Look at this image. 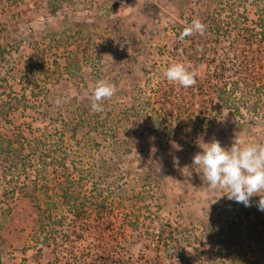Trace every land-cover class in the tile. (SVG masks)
Listing matches in <instances>:
<instances>
[{
	"label": "rangeland",
	"instance_id": "obj_1",
	"mask_svg": "<svg viewBox=\"0 0 264 264\" xmlns=\"http://www.w3.org/2000/svg\"><path fill=\"white\" fill-rule=\"evenodd\" d=\"M196 18L205 32L180 40ZM262 24L264 0H0V145L27 147L0 153V264H264L260 197H220L192 166L200 141L264 142V86L221 102L243 76L264 82ZM177 60L195 86L163 76ZM100 79L116 92L93 112ZM67 175L82 226L35 246L25 193Z\"/></svg>",
	"mask_w": 264,
	"mask_h": 264
},
{
	"label": "clouds",
	"instance_id": "obj_2",
	"mask_svg": "<svg viewBox=\"0 0 264 264\" xmlns=\"http://www.w3.org/2000/svg\"><path fill=\"white\" fill-rule=\"evenodd\" d=\"M205 30L206 25L201 20L193 19L179 39L203 34ZM163 76L169 83L186 89L196 85L198 72L190 62L177 60L165 68ZM115 92V86L109 81H96L90 94L91 110L102 112L103 102L110 100ZM199 147L202 151L194 154L192 166L199 169L210 190L245 207L251 206L252 197L259 196L257 206L264 211V142L246 143L235 137L229 148L221 146L216 139L207 143L200 141Z\"/></svg>",
	"mask_w": 264,
	"mask_h": 264
},
{
	"label": "trees",
	"instance_id": "obj_3",
	"mask_svg": "<svg viewBox=\"0 0 264 264\" xmlns=\"http://www.w3.org/2000/svg\"><path fill=\"white\" fill-rule=\"evenodd\" d=\"M261 28L264 34V24L261 25ZM217 31L218 32L220 31L219 28ZM247 32H251V31L248 29ZM194 56L195 58L193 63L197 62L198 54L196 53V55ZM241 80L242 81L238 80L237 82L234 83V87L232 88L233 94H229L231 95V97H229L228 99L226 98L221 99V102L223 104H226L227 102H235V100L243 101L244 103L245 102L250 103L251 100L254 98L252 95H249L251 93V89H254L255 87L258 86H264V82L263 83L256 82L257 79H250L249 77H247V75L243 76ZM245 91L247 98L245 97L237 98L238 93L240 92L244 93ZM0 95L5 96L4 92H2ZM259 96H260V101L264 102V95H259ZM9 102L10 100H8V102H5L4 105H8ZM4 105L0 106V117H3L4 113L8 110ZM30 148L32 152H35L37 154V145ZM26 150L27 147L24 146H21L16 151L13 148V145H7V146L0 145V153H4L7 155L9 151H12V152H16V154H18V157H20L23 155V153ZM18 157H12L10 161V166L14 170L16 169L19 170V167L21 169V166L19 165L18 162L19 160ZM55 184L56 185L54 187H47L46 185L38 186L36 183L34 185H30L29 188L31 189V193L28 192L25 193L26 197H28L30 201L35 204L36 211L38 210V214H39V220H38L39 225L35 235L33 236V238H35V246H37V244L39 243L47 247L50 246L51 244H59L61 242L63 243L64 237L70 238L72 233L78 230L79 226H82L81 219H83V217L81 214L84 210H87L86 208L87 198L83 197L82 194L76 190L78 186L74 180L73 181L71 180L69 175H67L66 177L59 178ZM28 186L29 185H23L22 187L21 186L10 187V189H7L8 195L10 194L16 195L20 191L22 192L23 190H25V188H27ZM51 191L55 192V195H52L50 193ZM43 197H48V200L44 201V205L46 207L45 209L42 208L43 207L42 205L37 204L38 202L41 201Z\"/></svg>",
	"mask_w": 264,
	"mask_h": 264
}]
</instances>
